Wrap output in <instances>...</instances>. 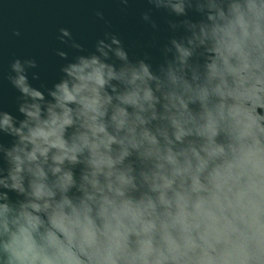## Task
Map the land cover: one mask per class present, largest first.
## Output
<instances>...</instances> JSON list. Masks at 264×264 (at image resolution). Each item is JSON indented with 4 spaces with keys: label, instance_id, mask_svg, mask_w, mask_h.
<instances>
[{
    "label": "clouds",
    "instance_id": "clouds-1",
    "mask_svg": "<svg viewBox=\"0 0 264 264\" xmlns=\"http://www.w3.org/2000/svg\"><path fill=\"white\" fill-rule=\"evenodd\" d=\"M146 4L158 55L62 27L51 86L10 63L0 264H264V0Z\"/></svg>",
    "mask_w": 264,
    "mask_h": 264
},
{
    "label": "water",
    "instance_id": "water-1",
    "mask_svg": "<svg viewBox=\"0 0 264 264\" xmlns=\"http://www.w3.org/2000/svg\"><path fill=\"white\" fill-rule=\"evenodd\" d=\"M146 0H131L126 12L116 0H0V109L15 110L18 93L7 80L10 63L15 58H36L39 63L40 83L51 86L59 75L61 61L55 51L61 47L56 39L60 28H68L88 50H94L96 40L105 31L120 35L133 55L145 51L158 55L151 47L154 39L161 42L166 33H152L141 22ZM102 10L106 22L98 21L95 12ZM163 29L165 17L157 13ZM19 30L20 38L13 35Z\"/></svg>",
    "mask_w": 264,
    "mask_h": 264
}]
</instances>
